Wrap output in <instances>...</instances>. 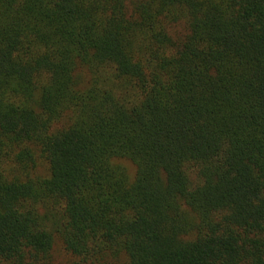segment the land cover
Returning <instances> with one entry per match:
<instances>
[{
    "label": "trees",
    "instance_id": "obj_1",
    "mask_svg": "<svg viewBox=\"0 0 264 264\" xmlns=\"http://www.w3.org/2000/svg\"><path fill=\"white\" fill-rule=\"evenodd\" d=\"M57 243L264 264V0H0V264Z\"/></svg>",
    "mask_w": 264,
    "mask_h": 264
},
{
    "label": "rangeland",
    "instance_id": "obj_2",
    "mask_svg": "<svg viewBox=\"0 0 264 264\" xmlns=\"http://www.w3.org/2000/svg\"><path fill=\"white\" fill-rule=\"evenodd\" d=\"M183 26L181 24H177L175 25L171 31L175 34V35H180ZM130 166V165H129ZM131 169V168H130ZM53 254L55 257V260L57 262H59L60 264H76L74 258H72L70 256V254L66 253L61 247L60 245L57 243L53 249Z\"/></svg>",
    "mask_w": 264,
    "mask_h": 264
}]
</instances>
